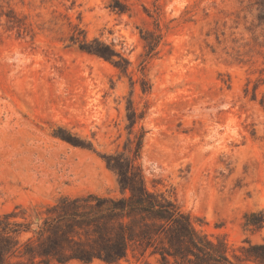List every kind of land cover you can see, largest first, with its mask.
Returning a JSON list of instances; mask_svg holds the SVG:
<instances>
[{"label": "rangeland", "instance_id": "1", "mask_svg": "<svg viewBox=\"0 0 264 264\" xmlns=\"http://www.w3.org/2000/svg\"><path fill=\"white\" fill-rule=\"evenodd\" d=\"M125 1L0 0V215L40 223L62 197L120 195L103 155L142 137L149 188L241 254L264 242L245 225L264 213V0ZM94 38L127 72L80 48Z\"/></svg>", "mask_w": 264, "mask_h": 264}, {"label": "trees", "instance_id": "2", "mask_svg": "<svg viewBox=\"0 0 264 264\" xmlns=\"http://www.w3.org/2000/svg\"><path fill=\"white\" fill-rule=\"evenodd\" d=\"M111 6L127 11L125 0H112ZM143 38L149 54L155 53L160 35ZM80 48L112 61L123 72L128 70V59L99 38L82 40ZM128 116L133 126L134 112ZM66 138L77 142L72 136ZM141 152L142 137L133 156L126 150L103 155L117 176L120 195L62 197L48 207L40 223L13 221V212L0 215V264L90 263L96 259L119 264L131 251L141 257L158 255L159 264H264V242L248 239V245L241 246L242 253L231 256L225 241L198 231L191 216L168 195L150 189ZM260 214L262 219H256V213L245 215V225L262 227L264 213Z\"/></svg>", "mask_w": 264, "mask_h": 264}]
</instances>
